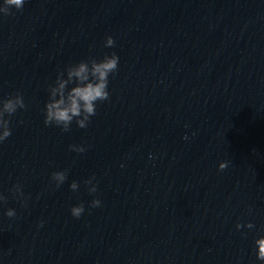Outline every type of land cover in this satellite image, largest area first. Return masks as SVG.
<instances>
[{
  "label": "clouds",
  "instance_id": "clouds-1",
  "mask_svg": "<svg viewBox=\"0 0 264 264\" xmlns=\"http://www.w3.org/2000/svg\"><path fill=\"white\" fill-rule=\"evenodd\" d=\"M25 0H3L0 5V14L5 16L11 14L14 7L21 10ZM115 41L112 36L106 37L105 46L114 47ZM119 57L113 52L111 55H105L102 59L97 60L94 57H88L78 63L68 65L63 71L57 74L55 84L49 85V100L44 108V124L46 126L55 125L61 127L63 131H68L70 125L75 119L78 127L86 128L90 122V117L96 115L97 102H104L110 99L108 91L109 76L115 74L118 70ZM66 76V78H65ZM69 85H74L69 88ZM26 104L23 95L19 92L7 99L0 100V143L5 141L12 134L10 120L18 109H25ZM69 149L77 153H83L86 148L82 145H70ZM229 165L228 161L219 164V170L223 171ZM67 179V171H55L52 173V180L59 187ZM94 177L85 180V185H91L88 188L89 193L97 191L96 185L92 183ZM78 183L73 181L70 188L73 191L78 190ZM13 194L17 198H23L24 193L21 185L14 186ZM6 201V197L0 194V202ZM101 205L99 199L91 201V207L96 208ZM85 211L84 204L74 205L70 208V213L74 218H79ZM8 217L16 215L15 210L9 208L6 212ZM39 226H43V221ZM237 229L242 226L238 223ZM247 227L252 229L254 225L248 223ZM264 233V229H261ZM257 249V259L264 264V234L254 240Z\"/></svg>",
  "mask_w": 264,
  "mask_h": 264
}]
</instances>
